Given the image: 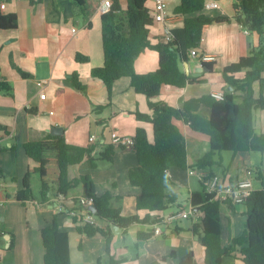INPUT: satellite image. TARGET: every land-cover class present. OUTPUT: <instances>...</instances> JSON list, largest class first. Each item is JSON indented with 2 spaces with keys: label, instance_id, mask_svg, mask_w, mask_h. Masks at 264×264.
Returning <instances> with one entry per match:
<instances>
[{
  "label": "crops",
  "instance_id": "crops-1",
  "mask_svg": "<svg viewBox=\"0 0 264 264\" xmlns=\"http://www.w3.org/2000/svg\"><path fill=\"white\" fill-rule=\"evenodd\" d=\"M88 9L84 13L74 0H13L3 2L4 13H15L19 18L16 30H3L0 27V82H8L13 88L10 96L0 91V264H45V247L41 234L42 228L51 223L54 215L65 212L61 218L62 227L69 233L72 264H151L168 257L162 264H180L188 253L195 254L199 264L204 263L205 247L193 232L194 224L202 220V214L195 211L189 218L169 224H161L162 232L156 234V224L164 217L180 212H191V195L204 188L199 175L190 174V169L173 167L168 171L172 185L169 195H178L177 203L164 212L151 213L159 216L158 223H135L128 229L123 227L117 233L111 222L101 226L113 231L110 249L105 237L98 234L89 237L80 234L73 219L76 199L87 197V189L80 185L69 193L65 201L51 194L49 201L41 202V178L38 191L32 175L34 200L21 202L17 194L23 189V181L29 171L39 164L25 151V144L39 141L52 134L54 126L64 127V134L73 145L87 147L92 143L103 151L113 144V135L119 134L133 138L137 129L146 128L149 139L154 141V128L150 122L139 121L136 113L152 115L149 100L144 94L137 93L130 78H122L113 86L112 98L107 86L92 76V69L104 65L105 54L102 34V0H87ZM217 1L216 8H206L202 13L208 16L234 17L237 13V0ZM125 8L127 0H121ZM170 20L165 24L171 30L184 26V17L175 13L181 0H168ZM154 8L152 0L147 2ZM165 25L155 23L151 28L152 43L163 36ZM260 37L249 33L236 20L215 23L203 32L200 51L216 56L213 70L204 71L199 59L191 56L182 67L191 81L185 88L164 87L155 102H163L173 107L196 97L212 95L214 92L228 90L222 71L247 56L259 45ZM78 55L87 56V62H79ZM160 67L159 53L146 49L137 59L135 68L139 74H148ZM22 70L30 75L22 76ZM73 73L80 75L81 81L88 86L81 92L66 83ZM243 77L244 73L238 74ZM44 83V87L39 85ZM259 93L260 86H255ZM46 97L42 98L41 94ZM99 107H104L102 110ZM31 111H35L31 113ZM200 114L209 119L211 112L201 107ZM187 141L188 164L195 165L211 148L210 136L193 130L184 121H177ZM254 126L259 134H264V110L254 112ZM51 166L46 181L52 187L59 178L54 154L49 155ZM222 165L212 169L197 170L202 173L219 175L225 183H236L245 179L248 170L254 174L253 163L262 164L264 155L239 153L226 158L221 155ZM138 165L133 147L116 146L112 162L101 161L91 172L96 193L102 196L110 193L113 207L120 210L121 216L139 215L144 218L148 211L138 210L137 198L141 189L133 185L129 172ZM71 168L70 177H79L81 168ZM220 168V170L218 169ZM264 176V170L258 169ZM39 174V173H38ZM258 174V173H257ZM264 185V178L261 179ZM264 187V186H263ZM262 187V188H263ZM260 188V189H262ZM255 189V186H254ZM256 190V189H255ZM38 195V196H37ZM222 238L224 244L240 237L247 222L245 204L221 205ZM198 210V209H197ZM139 232H154L148 241H139ZM175 253V256H171ZM224 264H244L240 259L226 258Z\"/></svg>",
  "mask_w": 264,
  "mask_h": 264
},
{
  "label": "trees",
  "instance_id": "trees-1",
  "mask_svg": "<svg viewBox=\"0 0 264 264\" xmlns=\"http://www.w3.org/2000/svg\"><path fill=\"white\" fill-rule=\"evenodd\" d=\"M0 0V27L3 30H16L19 18L15 13H4L3 2ZM34 5L38 0H30ZM149 0H127L124 8L120 0H116L113 8L102 14V34L105 62L103 66L92 69V76L100 79L107 86L109 97L112 98L114 84L122 78H130L137 93L144 94L148 100L152 115L137 112L139 121L150 122L154 128V141L151 142L146 128L137 129L134 139V150L138 165L129 172L130 182L141 189L137 198L138 210H146L144 218L139 215L121 216L120 210L113 207V197L110 193L98 196L91 172L98 167L99 162H112L116 145H108L103 151L92 143L87 147L71 144L65 134H49L42 140L25 144V151L39 166L27 173L23 181V189L18 192L17 199L21 202L34 200L32 175L40 174L41 202L46 203L52 195L65 201L67 196L80 185L87 189V197L94 198L97 207L95 216L99 225L84 224L80 198L76 199L73 211L79 213L73 216L80 234L94 237L101 234L110 249L113 231L109 226L104 229L103 222H111L128 229L135 223H158L159 216L151 213L164 212L172 204L177 203L178 195H169L172 185L168 171L173 167L190 170L212 169L222 165L223 152L239 153L260 152L264 154V134H259L254 126V112L264 110V0H237L234 17L208 16L202 13L206 9L205 0H181L175 13L184 17V26L172 30V40L165 42L163 37L152 43L151 28L154 18ZM84 13L88 9L87 0H74ZM236 20L249 33L260 37L259 45L249 55L226 67L223 80L226 87L224 99L212 95L191 98L182 103L181 107H173L163 102H155L154 98L161 94L164 87L185 88L191 81L183 70V63L188 62L193 49H201L204 29L215 23ZM159 53L160 67L148 74H139L135 64L146 49ZM79 62H87V56L78 55ZM213 70V64H206ZM23 77L30 75L19 70ZM244 73L243 77L238 74ZM66 83L86 93L88 86L81 81L78 73H73ZM259 85L257 93L255 86ZM0 91L13 95V88L8 82H0ZM207 107L211 116L209 119L199 112L201 107ZM104 107H99L102 110ZM35 111H31L34 113ZM184 121L193 130L207 134L211 139L210 151L195 165L188 164L187 141L177 124ZM5 128L0 124V129ZM54 154L59 171L58 181L51 187L46 181L51 159ZM78 165L83 166L79 177L71 178L70 170ZM258 178L263 179L261 171ZM209 175H216L212 171ZM203 184V183H202ZM264 184V183H263ZM264 186V185H263ZM192 208L202 214V220L194 224L193 232L205 247V264H224L226 258L240 259L244 264H264V187L254 190L245 203L247 207V222L245 231L240 237L231 239L224 244L222 238V203L207 193L205 188L192 193L190 198ZM86 209V208H85ZM198 209V210H197ZM65 212L54 215L51 223L42 230L45 247V264H72L70 236L62 227L61 218ZM154 232H139V241H148ZM171 256H175L172 253ZM168 257L151 264H162ZM111 264H116L114 261ZM180 264H199L195 254L190 252L180 261Z\"/></svg>",
  "mask_w": 264,
  "mask_h": 264
},
{
  "label": "built area",
  "instance_id": "built-area-1",
  "mask_svg": "<svg viewBox=\"0 0 264 264\" xmlns=\"http://www.w3.org/2000/svg\"><path fill=\"white\" fill-rule=\"evenodd\" d=\"M121 1V0H120ZM154 3V8H151V14L154 18L155 23L166 24L171 16L169 14V2L168 0H152ZM116 0H102L100 4V11L102 14L109 12L115 5ZM219 4L217 1L207 2L206 8H216ZM248 32V31H247ZM163 40L165 42H170L172 40V30L165 25ZM191 55L199 59L200 63H213L216 61V56L208 53H203L199 49H193ZM39 85L44 87V83L40 82ZM212 96L217 99H224L223 92H214ZM42 98H45V93L41 94ZM134 139L124 137L119 134L113 135V144L119 147H133ZM1 148V147H0ZM190 174L199 175L201 182L207 193L211 194L215 200L220 201L221 203L227 204L231 203L233 205L245 204L247 199L251 196L254 189V172L248 170L246 173L245 179L239 180L236 183H225L222 181L219 175H209L208 173H202L197 170H190ZM3 190V185L0 181V192ZM81 205L84 207L82 211L83 223L90 225H99L98 219L94 213L90 211V208L94 206V198L92 197H81ZM86 208V209H85ZM73 216L79 215L77 212L72 213ZM194 209L192 208L191 212L180 211L172 213L163 218L160 223L156 224V234L162 232L161 224H169L174 221L189 218V216L194 215Z\"/></svg>",
  "mask_w": 264,
  "mask_h": 264
},
{
  "label": "rangeland",
  "instance_id": "rangeland-1",
  "mask_svg": "<svg viewBox=\"0 0 264 264\" xmlns=\"http://www.w3.org/2000/svg\"><path fill=\"white\" fill-rule=\"evenodd\" d=\"M259 155H264L263 153H260V152H255ZM222 155L226 158V160H228L229 158L232 157L233 153L232 152H223ZM253 166H254V171L256 170V173L254 174V186H255V189L258 190L260 188L263 187L262 185V182H261V179L258 178V174H257V170L258 169H263L264 170V161L262 164H257L256 162L253 163ZM218 169L220 170V168L218 167ZM33 179H34V182H35V186H36V193L39 192L38 191V187L40 185V174L37 173V175H33ZM38 196V195H37Z\"/></svg>",
  "mask_w": 264,
  "mask_h": 264
},
{
  "label": "water",
  "instance_id": "water-1",
  "mask_svg": "<svg viewBox=\"0 0 264 264\" xmlns=\"http://www.w3.org/2000/svg\"><path fill=\"white\" fill-rule=\"evenodd\" d=\"M185 64H187V62H185ZM203 70H204V71H209L210 69H209L208 67H206V66L203 65ZM228 90H229V91H232L233 88H232V87H229ZM50 132H51L53 135H62V134H64L65 131H64V127H61V126H54V127L51 129ZM90 211H91L92 213L96 214V213H97V207H96V206H92V207L90 208ZM113 229H114V231H115L116 233H117V229H119L120 231L122 230V228H121L120 226H118V225H114Z\"/></svg>",
  "mask_w": 264,
  "mask_h": 264
}]
</instances>
